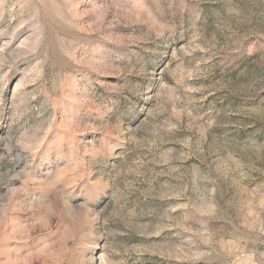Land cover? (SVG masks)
Returning a JSON list of instances; mask_svg holds the SVG:
<instances>
[{
	"label": "rangeland",
	"instance_id": "374dc122",
	"mask_svg": "<svg viewBox=\"0 0 264 264\" xmlns=\"http://www.w3.org/2000/svg\"><path fill=\"white\" fill-rule=\"evenodd\" d=\"M0 264H264V0H0Z\"/></svg>",
	"mask_w": 264,
	"mask_h": 264
},
{
	"label": "bare ground",
	"instance_id": "6f19581e",
	"mask_svg": "<svg viewBox=\"0 0 264 264\" xmlns=\"http://www.w3.org/2000/svg\"><path fill=\"white\" fill-rule=\"evenodd\" d=\"M92 262H93V260H92Z\"/></svg>",
	"mask_w": 264,
	"mask_h": 264
}]
</instances>
